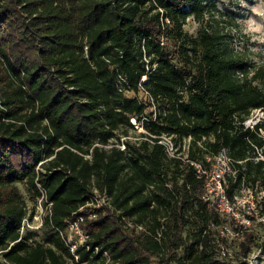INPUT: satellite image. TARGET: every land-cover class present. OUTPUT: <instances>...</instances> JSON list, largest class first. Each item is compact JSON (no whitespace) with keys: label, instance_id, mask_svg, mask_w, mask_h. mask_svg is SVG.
Instances as JSON below:
<instances>
[{"label":"trees","instance_id":"1","mask_svg":"<svg viewBox=\"0 0 264 264\" xmlns=\"http://www.w3.org/2000/svg\"><path fill=\"white\" fill-rule=\"evenodd\" d=\"M216 2L0 0V264H105L75 261L56 231L94 189L109 207L85 208L84 229L111 264H244L221 256L232 220L206 201L207 171L223 154L229 205L264 194V119L245 127L264 112V63L229 48L237 25ZM36 184L52 203L41 241L20 234ZM240 237L245 258L256 236Z\"/></svg>","mask_w":264,"mask_h":264},{"label":"rangeland","instance_id":"2","mask_svg":"<svg viewBox=\"0 0 264 264\" xmlns=\"http://www.w3.org/2000/svg\"><path fill=\"white\" fill-rule=\"evenodd\" d=\"M216 5L222 12L234 17L237 25L236 28L228 31L231 35L229 48L233 52H244L247 55L248 63L251 65L258 66L264 63V0H217ZM198 28L199 25L192 18H188L183 31L187 36L194 37ZM258 85L264 90V82ZM263 119L264 112L260 110L252 111L245 122V127L252 128ZM139 133H141L140 130H137L136 133H130L129 140H136ZM187 142L188 139H185L183 144L185 145ZM162 144L166 148L167 155L173 157L176 148L173 147L172 142H169V139H163ZM184 159L183 156L182 160ZM225 171H227V165L222 154L215 160L211 169L207 171L209 191L205 195L206 201H209L211 205H216L223 218H231L232 220L226 229L221 228L222 234L228 236V239L225 245H221L220 252L223 251L229 258L234 257L244 262V264H264V216L261 214L259 205L264 194L256 189L253 191L244 190L235 199V203L229 205L216 194L217 189L215 187ZM20 189L22 194L26 195L23 188L20 187ZM36 199L33 205L30 202L28 203V210L33 207V212L35 211ZM41 207L42 212H44L43 203ZM248 227L255 234L256 243L251 247L247 257L243 258L240 253L239 242L241 241V233ZM34 232H36L34 239L41 241L43 231ZM153 261H156V259L153 258Z\"/></svg>","mask_w":264,"mask_h":264},{"label":"built area","instance_id":"3","mask_svg":"<svg viewBox=\"0 0 264 264\" xmlns=\"http://www.w3.org/2000/svg\"><path fill=\"white\" fill-rule=\"evenodd\" d=\"M146 77L143 76L141 78V82H144ZM117 83H118V90H121V87L124 83H126L125 78L118 74L117 75ZM142 95L145 99H147V93L140 87ZM132 124H134V120H131ZM163 139H168L162 137L161 144ZM170 142V141H169ZM163 145V144H162ZM164 146V145H163ZM121 150L124 149L123 146L119 147ZM89 158V156H86ZM41 164V163H40ZM39 164V165H40ZM198 167V165H196ZM40 191V196L36 199V204L34 206L35 211L33 212L32 216L29 214L22 220L21 227H20V234H22L25 230L29 231H39L42 228L44 217L50 215V209L52 206L51 202H48L43 190L40 188L38 184H36ZM216 194L223 200H225L224 193L219 185V181L216 186ZM109 200L110 198L105 193H100L97 190H92L91 194L88 197L86 204L80 207L77 212H75L71 218L65 221L63 228L56 230L58 236L63 243V245L67 248L68 252L77 261L78 255L76 251L78 249H82L83 251H90L93 249L94 254H99L103 259H105V264L110 263V257L107 251L101 250L99 247H92L90 245V236L84 229L85 225V217L82 215V211L85 208H93V209H102L103 207H109ZM226 201V200H225ZM43 203L44 212H42L41 204ZM95 212L89 213L87 215V220H92L95 218ZM138 230H141V227H137ZM223 232L221 231V234ZM223 235V234H222ZM226 236V235H225ZM222 257L227 256L223 251H221ZM111 264V263H110Z\"/></svg>","mask_w":264,"mask_h":264}]
</instances>
